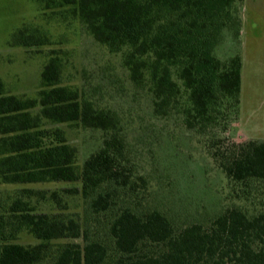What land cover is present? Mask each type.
<instances>
[{
  "label": "trees",
  "instance_id": "obj_1",
  "mask_svg": "<svg viewBox=\"0 0 264 264\" xmlns=\"http://www.w3.org/2000/svg\"><path fill=\"white\" fill-rule=\"evenodd\" d=\"M35 2L44 20L76 19L117 57L149 122L176 113L235 201L180 224L148 200L120 115L61 84L64 59L51 50L32 94L0 78V264H264V208H249L264 201V139L230 137L241 56L219 50L239 42L243 0ZM50 37L22 25L9 41L38 51ZM72 126L98 131V145L81 154Z\"/></svg>",
  "mask_w": 264,
  "mask_h": 264
},
{
  "label": "rangeland",
  "instance_id": "obj_2",
  "mask_svg": "<svg viewBox=\"0 0 264 264\" xmlns=\"http://www.w3.org/2000/svg\"><path fill=\"white\" fill-rule=\"evenodd\" d=\"M242 6L238 44L219 47L228 55L236 49L241 56L239 116L229 133L235 141L264 139V0H243ZM37 7L35 0H0V78L10 93L32 94L46 56L57 51L64 59L61 84L80 86L98 105L120 115L127 156L146 178L148 200L167 213L173 210L180 224L200 221L235 201L226 192L222 172L176 113L149 122L144 111L148 99L131 86L117 57L90 40L76 19L62 24L44 20ZM22 25L44 28L53 42L38 51L13 44L11 33ZM69 134L83 155L101 136L75 126ZM249 208H264V201L256 198Z\"/></svg>",
  "mask_w": 264,
  "mask_h": 264
},
{
  "label": "crops",
  "instance_id": "obj_3",
  "mask_svg": "<svg viewBox=\"0 0 264 264\" xmlns=\"http://www.w3.org/2000/svg\"><path fill=\"white\" fill-rule=\"evenodd\" d=\"M242 5H243V2H242ZM242 13H243V6H242Z\"/></svg>",
  "mask_w": 264,
  "mask_h": 264
}]
</instances>
